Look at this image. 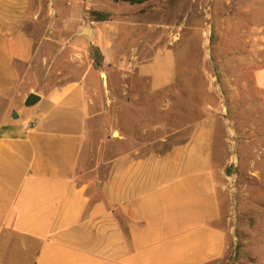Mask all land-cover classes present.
<instances>
[{
	"label": "crops",
	"instance_id": "1",
	"mask_svg": "<svg viewBox=\"0 0 264 264\" xmlns=\"http://www.w3.org/2000/svg\"><path fill=\"white\" fill-rule=\"evenodd\" d=\"M58 1L52 21L43 22L50 0H0V264H224L233 243L221 224L212 119L186 127L179 142L114 153L120 136L93 143L91 154V119L107 110L92 112L84 78L23 91L37 48L53 32L63 47L99 49L109 102L118 88L130 100L131 75L159 98L177 80L172 49L155 47L145 59L139 43L125 51L116 42L144 31L138 7L145 2L127 3L136 11L131 20L111 10L96 23L88 16L99 0H75L74 11ZM38 28L44 34L35 35ZM166 52L170 62L155 68ZM256 58L251 79L264 106V49ZM29 93L40 100L26 107ZM26 121L35 128L25 131Z\"/></svg>",
	"mask_w": 264,
	"mask_h": 264
},
{
	"label": "rangeland",
	"instance_id": "2",
	"mask_svg": "<svg viewBox=\"0 0 264 264\" xmlns=\"http://www.w3.org/2000/svg\"><path fill=\"white\" fill-rule=\"evenodd\" d=\"M68 1L74 11L75 0ZM99 2V12L113 10L130 20L136 14L127 3ZM59 6L58 0L45 3L43 22L52 21ZM138 8L144 31L119 36L116 42L125 51L139 43L145 59L158 53L155 47L172 49L177 80L169 94L165 90L160 98L154 96L147 83L131 75L128 79L136 87L130 100L118 88L109 102L103 66L93 67L89 48L63 47L55 32L37 48L23 91L38 92L84 78L92 112L107 110L91 119V154L93 143L120 136L124 141L110 147L114 153L163 139L165 145L179 142L186 127L212 119L221 224L233 243L224 264H264V106L251 79L259 62L256 54L264 49V0H145ZM88 18L93 21L92 15ZM159 23L157 34L153 24ZM43 32L38 28L34 33ZM167 55L158 54L162 61L155 68L167 66ZM159 146L156 150L164 149Z\"/></svg>",
	"mask_w": 264,
	"mask_h": 264
},
{
	"label": "trees",
	"instance_id": "3",
	"mask_svg": "<svg viewBox=\"0 0 264 264\" xmlns=\"http://www.w3.org/2000/svg\"><path fill=\"white\" fill-rule=\"evenodd\" d=\"M114 2L121 1L125 3H129L131 5L133 4H141L145 2V0H113ZM93 17V21L96 22H105L110 19V14L108 12H99V11H92L91 14ZM89 56L92 60L93 67L95 69H98L101 67L102 62H103V56L99 49L94 46L89 47Z\"/></svg>",
	"mask_w": 264,
	"mask_h": 264
},
{
	"label": "water",
	"instance_id": "4",
	"mask_svg": "<svg viewBox=\"0 0 264 264\" xmlns=\"http://www.w3.org/2000/svg\"><path fill=\"white\" fill-rule=\"evenodd\" d=\"M83 33H86V34H90V29L88 28H84L82 30ZM102 78H105V75L102 74ZM40 100V97L35 94V93H29L26 97H25V100H24V105L26 107H31L33 105H35L38 101ZM14 118H17V115L14 113L13 115Z\"/></svg>",
	"mask_w": 264,
	"mask_h": 264
},
{
	"label": "built area",
	"instance_id": "5",
	"mask_svg": "<svg viewBox=\"0 0 264 264\" xmlns=\"http://www.w3.org/2000/svg\"><path fill=\"white\" fill-rule=\"evenodd\" d=\"M23 128L25 129V131H27V130H31V129L35 128V122H32V121H26V122L23 124Z\"/></svg>",
	"mask_w": 264,
	"mask_h": 264
}]
</instances>
